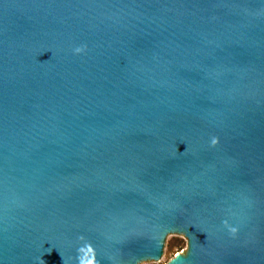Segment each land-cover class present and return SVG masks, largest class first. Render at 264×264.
<instances>
[{
	"label": "water",
	"instance_id": "95a60500",
	"mask_svg": "<svg viewBox=\"0 0 264 264\" xmlns=\"http://www.w3.org/2000/svg\"><path fill=\"white\" fill-rule=\"evenodd\" d=\"M170 234L264 264V0H0V264Z\"/></svg>",
	"mask_w": 264,
	"mask_h": 264
},
{
	"label": "rangeland",
	"instance_id": "374dc122",
	"mask_svg": "<svg viewBox=\"0 0 264 264\" xmlns=\"http://www.w3.org/2000/svg\"><path fill=\"white\" fill-rule=\"evenodd\" d=\"M188 250V240L182 234H170L166 240L163 256L159 261L146 264H167L177 255H185Z\"/></svg>",
	"mask_w": 264,
	"mask_h": 264
},
{
	"label": "clouds",
	"instance_id": "9594fccd",
	"mask_svg": "<svg viewBox=\"0 0 264 264\" xmlns=\"http://www.w3.org/2000/svg\"><path fill=\"white\" fill-rule=\"evenodd\" d=\"M79 51V50H78Z\"/></svg>",
	"mask_w": 264,
	"mask_h": 264
}]
</instances>
